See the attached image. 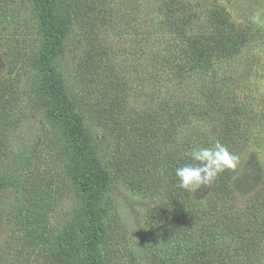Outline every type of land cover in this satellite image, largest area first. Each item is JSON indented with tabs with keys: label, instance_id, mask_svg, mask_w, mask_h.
Returning a JSON list of instances; mask_svg holds the SVG:
<instances>
[{
	"label": "trees",
	"instance_id": "16d2710c",
	"mask_svg": "<svg viewBox=\"0 0 264 264\" xmlns=\"http://www.w3.org/2000/svg\"><path fill=\"white\" fill-rule=\"evenodd\" d=\"M28 1L38 34L32 58L38 95L34 115H44L59 143L61 174L75 200V212L59 228L46 223L45 210L35 217L39 225L30 234V246L43 257V264H103V220L108 197L118 192V185L106 170L101 151L113 130L127 135L133 173L155 187L156 202L175 216L166 227L150 233L158 249L143 252L144 264H264V183L241 203L239 184L243 172L250 175L248 163L244 168L240 161L235 171L219 174L205 197L181 189L175 176L176 167L188 162L186 153L193 148L218 141L239 155L257 140L255 129L264 120V105L256 116L250 106L254 97L244 93L251 91V67L257 62V56L250 55L255 34L246 30L249 26L203 0H158L154 5L119 0L117 26L132 25L134 39L140 41L139 55L128 70L138 72L142 86L110 87L109 107L116 109L119 101L130 98L146 101L145 105L156 103L140 110L137 115L147 114L135 121L124 117L119 121L109 109L104 116L93 112V119H100L107 130L101 138L86 126L79 110L83 98L68 90L59 68L66 53L80 66L93 64L92 56L83 55L79 40L72 47L68 41L78 19L91 27L100 20L96 1ZM0 7L6 5L0 2ZM19 158L0 182L16 175L24 161ZM35 190L41 189H32V203ZM130 207L137 218V210Z\"/></svg>",
	"mask_w": 264,
	"mask_h": 264
},
{
	"label": "rangeland",
	"instance_id": "374dc122",
	"mask_svg": "<svg viewBox=\"0 0 264 264\" xmlns=\"http://www.w3.org/2000/svg\"><path fill=\"white\" fill-rule=\"evenodd\" d=\"M95 1V12H99L100 20L91 27L82 23V18L78 19L68 41V46L72 47L79 40L83 55L86 52L92 56L93 64L80 66L76 58L66 53L59 68L68 90L83 98L79 110L86 126L102 138L107 130L100 119H93V112L99 111L104 116L109 109L119 121L123 117L135 121L147 114L137 115L140 110L145 106L154 107L156 101H147L145 105L146 101L130 98V101H119L115 105L117 110L109 107L107 91L110 87L142 86L138 72L128 70L139 55L140 41L134 39L132 25L127 28L119 23L121 26H117L121 1ZM146 1L154 5L158 0ZM0 2L6 5L0 7V94H3L0 98V177L14 170L19 157L24 159L14 177L0 182V264H43V257L30 246V234L39 225L35 217L45 210L46 223L59 228L75 212V200L61 174L63 164L56 154L59 143L44 115H34L38 95L34 89L32 58L37 48V18L31 13L28 0ZM203 2L224 8L241 26H249L246 30L251 35L255 34L250 55L254 53L257 62L251 67V91L244 93L254 97L250 106L257 116V110L264 105V0ZM102 18L115 25H108ZM257 18L260 22H256ZM91 47L106 49V52L98 54L92 52ZM113 69L118 72L114 70V73ZM119 79H124L125 84L120 85ZM1 86L9 90L4 91ZM260 120L262 125L255 129L257 140L238 155L244 168L246 163L250 166V175L243 172L244 179L239 184L243 192L241 203L264 183V120ZM108 135L101 157L118 185V192L109 195L103 220V264H144L143 252L158 249L150 233L158 226L166 227L168 220H174L175 216L170 209H163L165 205L156 202L155 187L140 180L131 170L135 161L127 148V135L121 130H113ZM210 188L197 192V197H205ZM32 189H41L34 191L35 203L30 202ZM130 205L137 210V218Z\"/></svg>",
	"mask_w": 264,
	"mask_h": 264
},
{
	"label": "clouds",
	"instance_id": "9594fccd",
	"mask_svg": "<svg viewBox=\"0 0 264 264\" xmlns=\"http://www.w3.org/2000/svg\"><path fill=\"white\" fill-rule=\"evenodd\" d=\"M256 22H260L256 19ZM188 162L175 169L179 187L193 195L209 189L216 177L225 171H235L240 163L238 155L220 142L211 147H197L186 153Z\"/></svg>",
	"mask_w": 264,
	"mask_h": 264
}]
</instances>
